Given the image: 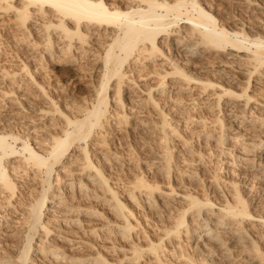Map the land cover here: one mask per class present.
I'll use <instances>...</instances> for the list:
<instances>
[{"label":"bare ground","instance_id":"6f19581e","mask_svg":"<svg viewBox=\"0 0 264 264\" xmlns=\"http://www.w3.org/2000/svg\"><path fill=\"white\" fill-rule=\"evenodd\" d=\"M210 2L211 0H0V13H13L16 27L23 29L22 35H28L25 41L30 45L31 51L36 52L34 55H39L37 58L40 62L46 58L42 52H47V56L51 57L56 52V47L60 46L58 48L61 49V54L56 53L59 60L55 69L62 73H81L78 66L71 63L87 55L94 56V60L100 65L91 96L83 99L84 103L76 104L75 112L65 110L64 106L61 108L48 96L45 87L36 80L24 61L19 69L0 67V79L8 78L12 85L17 70H21L31 84L49 97L45 96L51 108H41L40 111L57 112L62 119L59 130L45 131L42 140H31L30 133L19 137L0 130V193L4 200H0V203L4 202L7 207H12L13 212L19 210V216L15 215L12 219L10 210L0 213V264H139L148 259L155 261V264H171L172 256L182 258L185 264H235L246 258L245 261L251 264H264V248L258 245L257 235L252 236L251 231L254 230L250 229L252 225H256L264 232V209L258 207L253 213L242 195V188L234 180L229 181L230 196L221 191L222 199L216 197V192L213 193L214 188L210 192L206 189L204 193L189 189L175 193L172 185L166 188L168 184L164 183L170 180L172 171V150L168 149L170 145H167V140L169 135L175 136L177 128L173 126V121H169L172 118H168L162 103H159V94L164 98L167 95L170 97L173 96L170 94L172 85L187 89L189 85L197 84L198 93L207 94V97L215 96L212 103L215 109L220 107V100L223 98H227L230 103L242 101L243 107L251 100L257 104L264 103L262 90L253 89L252 93L248 92L254 86L252 81L260 83L264 77V0H236V12L229 13L225 19L214 14L213 4ZM54 3L56 7H53ZM244 12L247 15L244 16ZM31 16L34 19L33 25L37 24L35 32H44L40 40L34 39L33 32L28 27ZM53 32L59 33L56 36L63 44L54 46ZM103 35L106 39L104 38L100 51L86 48L91 36L103 38ZM40 46L45 48L40 50ZM165 50H169V54ZM216 54L230 59H218ZM160 56L168 58L167 64H163L162 68L155 62ZM145 60H149L148 65L151 66H148V72L154 73L157 81L138 89L145 92V97H141L143 103L152 105L155 109L157 107L160 117L151 124L141 117L136 120L143 121V126L139 127L144 131L142 135L150 132L157 136L155 140L162 152L152 162L161 164L158 172L166 181L137 174L127 182L126 198L123 200L107 172V167L113 163L123 164L118 155L120 153L106 148L108 143L105 136L94 139V135L108 133V125L116 126L121 122L125 126L134 125L127 119V116L133 117L136 112L133 101L126 102L123 93L129 90L125 87L130 88L132 82H135L129 83L132 78L129 77L131 70L135 66L146 65ZM198 64L214 70L212 77L195 75L192 69ZM236 72L245 74L243 83L238 88L232 85L237 78ZM155 90H159L158 95ZM14 91L13 88L1 90L0 99L9 97ZM257 95L263 97V100H259ZM207 97L204 100L209 99ZM111 101L114 109L108 108L113 107L109 105ZM227 102L221 104L223 108H229ZM220 111L222 109H218L217 113ZM235 114L237 112L233 114L236 117ZM240 114L245 113L243 111ZM223 117L215 115L213 119V130L218 129L212 137L215 144L222 146L230 141L239 143L240 135L227 129ZM261 120L260 124L264 119ZM107 121L109 124L106 126ZM204 125L202 121L199 126ZM203 135L205 139L213 136L209 129ZM17 140H21L19 146L16 144ZM189 142L184 146L188 148ZM94 144L105 149L96 157ZM259 144L264 145V137ZM245 146L243 145L245 150L252 148L249 144ZM223 152L230 154L229 151ZM67 154L72 156L64 162L62 158ZM238 156L231 155L227 161L237 163L235 159ZM14 157H18L17 162L10 159ZM62 162L64 168H68L69 164H75L76 167L56 168ZM231 163L227 165L228 168H231ZM260 164H264V161L256 163L258 166ZM19 168L25 173L31 171L28 178L34 179L39 189L31 197L30 194L26 197L22 195L24 198L12 205L15 203L12 199L23 193L22 189L18 190V181L12 174ZM263 171L259 170L260 173ZM72 172L78 176L74 178ZM63 175L69 180L61 183ZM217 175L212 176L216 181L219 177ZM66 188L73 191L67 193ZM173 192L181 198L184 205H180L170 225L167 223L160 226L162 223H159L155 227V238L145 231L141 238L137 232L143 243L137 239L138 236H133L137 240L132 239L131 234L136 224H141L134 209L155 208L156 197L171 198L174 197ZM87 202H100L102 209L98 211ZM17 221L20 226L16 227ZM94 235H99L100 243H95L97 239L95 242L91 240ZM259 237L264 239V234L260 233ZM15 240L20 243L14 245ZM107 241H111L110 244ZM184 243H189L192 253L179 251L174 254V248H181ZM72 250H83L85 254ZM113 252L119 253L116 259H111L109 255Z\"/></svg>","mask_w":264,"mask_h":264},{"label":"rangeland","instance_id":"374dc122","mask_svg":"<svg viewBox=\"0 0 264 264\" xmlns=\"http://www.w3.org/2000/svg\"><path fill=\"white\" fill-rule=\"evenodd\" d=\"M235 1L236 0H211L210 3L213 4L212 8L214 9L212 10L214 11V14L218 18L221 17L225 19V16L229 13H233L234 11L236 12ZM245 13L246 12L243 13L244 16L247 15ZM33 20L34 19L32 16L28 19V27L32 30V35H34V39L40 40L43 38L44 34L42 33L44 32L37 30L35 32L34 27H36L37 24L33 25ZM23 32L24 31L22 28L16 27L14 22V15L12 12H9L8 14L0 13V67L4 66L6 67L5 69H19V67H21V63L24 61L26 64H28L27 66H29V68L33 72V76L36 78V80L41 82V84L45 87L47 95L51 96L61 108L64 106L63 108L65 110L75 112L76 104L84 103L85 101L83 99H87V97H89V95L91 94L92 87L97 81V75L99 72L100 65L96 60H94V56L88 57L87 55L86 57L79 58L76 62L71 63L75 64L76 67L78 66L77 68L81 71V73H77L74 75L65 72L62 73L61 71L55 69L57 65V60H59V56L56 53L61 54V49L58 48L60 46L56 47V52L53 53L51 57L47 56V52H42L43 57L46 56L45 60H43L42 63L40 62L39 58H37L39 55H34L36 52L31 51L32 49L29 48L30 45L27 44V41H25L28 35H22ZM58 34L59 33L57 32H53V35L55 37L54 46L61 45V43L63 44V41H61L60 38L56 36ZM104 38L106 39V36L104 35L103 38L91 36V38H89L91 44L89 43L85 46L86 48H91V51L102 49ZM44 48L45 47L40 46V50H43ZM168 51L166 53L169 54ZM216 57H218V59H230L223 55L219 57V55L217 56V54ZM163 61L165 63H163ZM155 62L157 65H159V68H162V66L167 64L168 58L160 56L156 59ZM144 63L147 64L143 67L140 65L138 67L135 66V68L131 70L129 77H132V80L130 79L129 83L132 81L135 82H132L130 88L128 86L125 87L129 90L127 91V93H125V91L123 93L124 97L127 99H125L126 102L128 100L133 101L134 109L136 110V112H134L133 117L127 116V119L131 120L130 123H134V125L125 126L124 123L121 122L118 123V125L116 126H109V122L107 121L108 123L106 122V126L108 125L107 131L109 132L98 133L94 135V137L96 136L94 139H99L102 136H105V139L108 143L106 148L110 149V151L120 153L118 155L121 156L120 159L122 160L123 164L120 165V163L118 162L113 163L111 166L107 167L109 168L107 172L110 173L111 182L116 185L117 191L123 200L126 198V191L128 185L127 182H129V179L134 178V176L137 174L147 176L149 179L166 181L158 172V167H160L161 164L157 162H152L154 157H157V154H160V152H162L161 147L157 143V140H155L157 139V136L155 137L156 134L149 132V134L147 133L148 135H142V132L144 131L139 129V127L143 126V121L151 124L153 120H156L158 119V117H160V113H158L159 111H157V107L156 110L154 107H152V105H149L147 103L145 105L141 100L145 97V92H142L139 89H143L145 86L148 87L151 84L153 85L157 81V76L154 73L148 72L150 71L148 70V66H151V64L148 65L149 60H145ZM192 70L195 75L200 77H209L214 71L209 67H201L199 64L195 66V68H193ZM23 74L24 73H22L21 70H17V74L15 76L16 79H14L15 81L13 85L12 83H10V80L8 78L0 79V92L1 90H6V88H13L15 90L13 93L10 94L9 97L4 98L3 100L0 99V130L3 129L4 131H7L12 135H18L19 137H23L24 135H28V133H30V138H32L31 140H42L41 137H43V134H46L45 131L57 132L59 130V125H62V119H60L61 115L57 112L45 113V111H40L41 108H51V105L49 101H47V99L45 98L46 95L44 96V94H42L41 89L36 88L35 85L31 84L30 81H28L26 76H24ZM235 75H237V78L235 79V82H233L232 85L238 88L239 85L243 83L242 81L244 80L245 74L241 72H236ZM213 78L216 77L214 76ZM167 80H170V78H167ZM27 83L29 84L27 85ZM253 84L254 86H252ZM252 85V87L249 88V93H252L253 89H259L264 92V77L261 78L260 83L252 81ZM170 88H172L170 94H172L173 96L168 97L167 95L166 97L163 94L165 98L158 93L159 90H155L157 95L159 94V97L156 96L159 100V103H162V107L164 106L163 109L167 110V116L169 115L168 118H172V120L169 121H173L174 123H172L175 124L173 126L177 128V133L175 134V136L169 135L167 140V145H170L168 149L170 150L171 148L172 150L170 151L172 153V171L170 172V180H168V182H164L168 184L166 188L172 185L176 190L175 193L184 192L188 189L196 190L199 193H204L206 189H208L210 192L212 191L211 189L214 188L213 193L216 192V197L222 199L223 193H221V191L224 192V194L226 193L228 196H230L231 184H229V181L232 179L235 181L238 187L242 188V195H244V197L247 199V202L250 204L249 206L253 213L258 210V207L264 209V171L261 173L259 172V170H264V164H260L259 166L256 165L259 160L264 161V145L259 144L260 139L264 137V121L262 122V124H260L262 121L261 119H264V103L261 102L260 104H257L256 101L254 102L251 100L246 107H243V105H241L242 101H235L234 103H230L227 102V98H223L220 100L221 104L227 102L229 108H223V106L220 104V107L218 109H222V111L217 113L218 109H215V107H213L214 105H212V103H214L215 96L207 97V94L198 93L197 84L189 85L187 89H182L180 86L173 85ZM257 96L259 100H263V97L260 98L259 95ZM206 97L210 100H204ZM164 101H166L167 103L164 104ZM111 103L113 102L111 101L109 105ZM111 106L113 107L108 106V108L114 109L115 106L113 104H111ZM145 111H147V113ZM243 111L245 114H240L243 113ZM235 112H237V114H235L236 117L233 115ZM215 115L224 116L223 118L227 124V129H229L231 132L234 131L235 133L240 135L239 143L234 144L230 141L222 146L215 144V141L212 138L218 130H213V126H215V122H213V119H215ZM241 115H243L244 117H242ZM139 117H141L143 121L138 122L136 118ZM202 121L205 123V125L199 126L202 124ZM207 129L211 131V134H213V136H211V138L205 139V135L203 134L206 133ZM188 141L190 142L188 143L187 148L184 145L187 144ZM20 143L21 140L16 141V144L18 146L20 145ZM239 144H241V146ZM246 144L251 145V150L248 148V150H245L243 148V145L245 146ZM93 150L96 152V157L100 154L99 152H103V150L105 149H102L97 144H94ZM223 151H229L230 154H226ZM236 154L239 155V159H235L237 163H231L227 161V159L230 158L229 156H237ZM66 156V159L62 158L64 162H66V160L72 155L67 154ZM243 157H245V159L249 158V160H245ZM10 159L12 161L15 160L13 162H17L18 157ZM94 159L96 160V158ZM248 161L253 162L251 163L252 165ZM64 162L56 166V168L62 169ZM229 163L232 164L231 168H228L227 166ZM69 167L70 169L75 168L76 165L69 164L68 168ZM17 170L18 171L14 170L13 172H11L18 181V190L22 189L21 192L23 193L20 192L21 195L16 196L12 199V202H15L12 203V205L16 204L17 201L22 197H26V195L29 196L30 194V197L33 196L32 193L35 194V192H37V190L39 189V185L35 184L36 181L32 178H28L31 171L28 170L25 173L22 172L20 168ZM255 173L256 175H254ZM214 174H218L217 176H219L217 178V181L215 180V178L212 177ZM72 175L74 178L78 176V174L74 172H72ZM61 178V183L69 180L67 179V176L64 175L61 176ZM247 181L252 182L247 184ZM57 186L58 184L54 187ZM29 190H31V193L28 192ZM72 191L73 190L71 188H66L67 193H70ZM213 193L211 195H213ZM1 195L2 193H0V200L4 201L3 199H1ZM173 195L174 197H165L164 199L156 197L157 201L155 208L147 207L148 209L146 208V210H143L139 209L138 207H136L137 209L134 207V212L141 224H136V228L133 234H131L132 239L140 240L141 238H143L142 232L144 231L152 238H155L154 236H156V234L154 233V231H157L155 230V227L157 228L160 225L159 223H162V225L160 226L166 225L167 223H169L167 225H170V223L175 218L177 211L180 209V205H184L182 204L183 202H181V198L174 194V192ZM214 196L213 198H216ZM88 203L90 204V202H87L86 204ZM90 205H94V207H96L98 211L102 209L100 202H94ZM5 206L6 205L4 204V202L0 203V213L6 212V210H10L9 212L11 215V219L14 218L15 215L19 216V210L18 212H13L12 207ZM172 213L175 214L173 215ZM187 218H189V216H187ZM9 222L11 221L9 220ZM132 222L135 223L134 220H132ZM16 224V227L20 226L18 221L16 222ZM11 225H13V223ZM258 228V226L252 225V228L250 229L254 231L250 230L252 233L251 235H257L256 241L258 245L261 248H264V239H262V237H259V234H264V232L261 228L260 230ZM0 230L2 231L1 227ZM137 232L141 236V238H139L140 236L137 234ZM95 236L97 235H94V237L92 236V238L95 239H92L90 237L91 240L95 242V240L97 239L95 243H100L99 235L97 236L98 238ZM133 236L138 237L136 239V237ZM113 240L120 242L116 239ZM140 241H142V243L144 242L143 240ZM14 242V245L20 243L16 240ZM109 242L107 241V243ZM182 246L183 247L181 248L175 247L176 250L174 248L173 253L175 252L174 254H177L179 251H183L188 254L192 253V249L189 243H184ZM72 252H78L79 254H83L85 251L72 250ZM113 254L109 253L111 259H116L119 253L113 252ZM169 255L170 254L168 253V258ZM170 258H172L171 261ZM170 258L169 261L171 262V264H185L182 258H173V256ZM245 260H247V258L244 260L241 259V261L238 260L235 264H251V262H247ZM142 261L139 262V264H148L149 262V264H155V261L150 259L144 260L143 262Z\"/></svg>","mask_w":264,"mask_h":264},{"label":"snow or ice","instance_id":"6c2138e0","mask_svg":"<svg viewBox=\"0 0 264 264\" xmlns=\"http://www.w3.org/2000/svg\"><path fill=\"white\" fill-rule=\"evenodd\" d=\"M56 6H57V5L54 3V4H53V7H56Z\"/></svg>","mask_w":264,"mask_h":264}]
</instances>
